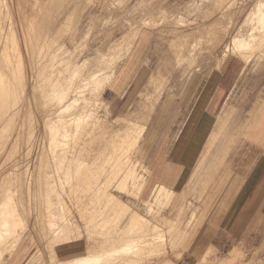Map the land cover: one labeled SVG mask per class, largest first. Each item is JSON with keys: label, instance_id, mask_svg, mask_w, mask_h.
<instances>
[{"label": "rangeland", "instance_id": "rangeland-1", "mask_svg": "<svg viewBox=\"0 0 264 264\" xmlns=\"http://www.w3.org/2000/svg\"><path fill=\"white\" fill-rule=\"evenodd\" d=\"M262 9H264V0H0V78H3L0 80V82L2 81L0 84L3 85H0V104L5 103V107L0 105L3 107L0 108L2 109L0 110V115L2 114L0 116V221L3 224L0 223V235L2 236H0V263L5 261L3 264H53L51 261L49 262L48 255L51 245L46 242L45 226L48 222L58 224V220L50 219V209L54 208V211L68 224L70 231H73L74 234H76L75 232L82 234L81 241L85 249L96 244L107 250V245L104 246L107 239L118 238L122 245L120 250L124 251L121 252L122 254L116 253V255H120L119 257L115 254L109 256L114 257L113 259L116 261L114 264H121L122 260H127L128 264H167V262L181 264L180 257L189 247L188 244L190 243L192 247L197 238H193L192 235L196 217L201 219V222H198L193 229V231L197 230L198 224L201 223L199 226L200 237L198 236L195 246L192 247V249H197L196 256L201 255L208 243H213L220 251L218 257L221 261L223 260L222 264H236L239 261L247 263L251 260L264 264V250L257 255L254 254V249L264 241V236L260 235V232L264 234V200H260L264 196L260 190L237 188L230 194L228 188H221L222 184L226 186L228 183L229 178H227L223 183L214 179L205 189L198 185L189 192H184L182 189L192 172L183 161L172 164L174 173H178L176 175L177 187L171 182L168 183L169 188L173 187L170 191L154 187L158 184L164 186V174L160 172H162L164 164L168 163L172 143L175 142V136L183 126L186 114L193 107L199 90L208 79L213 80L217 77L219 68L223 67L220 65L222 61L226 62L225 67L232 66L228 56H231V40L238 33L245 38L248 34L251 35H249L252 40V42L249 40L250 49L243 54L244 57L247 56L244 64H249L237 80L238 88L231 93L225 105L237 108L238 111L242 110L241 113H244L243 109L247 105L246 90L250 92L252 85H264ZM149 23L156 24V26H148ZM101 52L103 55L106 53L105 58L109 56L111 59L113 55V59H116V61L113 60L115 62L112 61L109 68L108 65L102 68V70L106 68L104 71L109 74L102 70L100 71L102 73H95L98 71L92 62L96 59L97 53ZM252 57L253 59L250 61ZM234 61L237 70L233 73L236 75L241 65ZM112 70L114 71L111 77ZM223 71L225 70L223 69ZM96 74L101 75V78ZM2 75L4 76L2 77ZM77 75H80L81 78ZM169 75L171 76L168 77ZM104 76L106 77L104 78ZM107 76L109 77L107 78ZM4 78L6 79L4 80ZM32 78L35 81L38 80V86ZM82 78L85 82H82ZM93 78L102 79L106 83L99 97L96 98L97 101L88 97L94 89L91 83ZM106 79H108V83ZM233 79L236 78L233 77ZM88 80L89 85L86 83ZM163 80L165 84H162ZM81 82L82 84H80ZM26 85L28 87L25 90ZM66 85L70 88L69 102L64 105L52 102L54 94L66 89ZM199 85L201 87L198 88ZM22 86L25 91L21 88ZM72 86L73 88H71ZM196 90L198 91L196 92ZM74 92L78 93L75 95ZM81 94L86 95L87 98L79 100L78 97ZM154 94H157V97ZM218 94H221V97L219 95L217 110L223 100L222 96L227 93L222 91L219 86ZM1 98L4 102L1 101ZM72 98L78 99L76 105L78 109L70 106ZM157 98L159 99L157 100ZM148 100L153 102L154 112L148 119L144 110V112L142 111L144 115L140 113L142 116L140 115L138 119L141 108L137 112L136 104L138 102L146 104ZM28 107H30L29 110ZM75 110L80 112L78 117H73L74 115L69 117L76 113ZM44 112H48L47 115ZM112 112L113 114H111ZM133 113H138V115L135 114V116ZM5 114L7 117H4ZM42 115L46 116V121ZM133 115L135 119L139 120L137 121L139 124L145 123V130L136 145L137 151H133L136 149L133 148L124 150L125 153L123 151L115 152L113 147L117 145L118 137H123L130 132L127 131V118ZM66 116L71 120L74 119L71 124L69 123L71 120H68ZM84 117L86 118L84 119ZM2 118H6L3 120L5 123ZM51 119L52 121H50ZM65 119L69 126H66ZM43 121L45 123L50 121V124L48 123L50 126L46 125L49 132L53 130L52 133H47L56 140L52 142L51 155L41 152H45V148L47 149L45 147L46 139L50 138L46 133L47 127H44ZM106 122L111 123L105 125ZM118 122L122 126L117 124ZM92 124L94 125L92 126ZM110 124H114V129ZM78 126L79 128H77ZM82 126H86V131L84 128L80 130ZM66 127H70L71 130L70 128L67 130ZM90 129L91 131H89ZM113 131L115 134L111 133L112 139H110V132ZM121 131L127 133L124 132V135ZM61 132L64 134L63 136ZM79 132L80 135L82 133L83 135H78ZM240 138L232 149L234 154L237 151L238 162L240 158H246L244 143ZM76 143L78 149L72 152ZM65 144H70V148ZM63 148L65 151L68 150L69 154H67L68 160L63 165L69 168V175L72 173L75 176H72L75 180L71 182L70 175L69 183L57 179L63 176L62 173L59 174V170L63 167H61L62 162L59 158V155L64 151ZM104 152L106 154H103ZM40 153L47 155L45 163L44 160L41 162L44 156ZM111 153L112 155H110ZM131 153L134 157L131 156ZM111 156L112 158H110ZM107 157L109 161L106 160ZM113 158L116 161L119 160V163ZM69 159L73 161L76 159V163L79 164L73 163ZM82 160L83 164H80ZM67 161H70L71 165L73 163V167L70 162H68L69 165L66 164ZM131 162L137 163L133 165ZM112 163L113 166H111ZM39 164H42V169ZM81 167L83 171L79 175L77 169L81 170ZM86 167L87 169H85ZM105 167L107 170L104 169ZM248 167L250 168L251 165L247 161L243 165L238 163L237 170L242 181L245 178V172L241 170ZM255 168L252 167L254 177L252 179L256 181V179H260V174ZM71 170L76 171L75 175L73 171L70 172ZM50 172L56 181L54 180L52 184L46 186L43 182L48 176L46 174ZM101 173L104 175L107 173L108 178L106 179V176L104 178V175H100ZM84 174L89 178L83 176ZM130 176L132 177L129 178ZM95 179H101L104 183ZM131 179L132 181H130ZM240 179L238 180L240 181ZM76 180H79L77 185L80 183V187L76 186ZM130 182H134L133 186ZM70 184H73L72 188L69 186ZM250 191L254 198L262 203L253 206L251 222L237 220L236 232L238 236L235 244L243 243L245 254L229 259L233 246L232 241L229 240L235 236H224V234L227 233L229 226H232V221H218L215 223L218 229L209 228L207 231L209 236L203 237V240L201 234L206 224H211L209 218L213 213L217 212L220 216L228 210V205L221 204V202H226L224 196H236L239 203L241 202L240 198H243L245 193L248 195ZM169 192L173 193V196L172 194L169 196ZM169 200L171 202L168 205ZM109 207H111V211ZM236 207L237 216H244V205L237 204ZM133 210L136 213L134 221L130 223L129 219ZM45 215L46 217H44ZM180 221L181 224H179ZM42 225L44 226L42 227L43 232ZM249 232L259 236H250ZM41 234H44L43 237ZM145 235L149 236L145 238ZM72 236L74 235L72 234ZM93 237L98 240L95 241L96 239ZM30 238L31 242L28 241ZM16 239H19V242ZM145 242L151 246H146ZM47 244H49V248L45 246ZM141 244L144 245L141 246ZM13 246H15L14 249H12ZM128 249L130 252L128 255L126 254L128 256L126 257L125 253ZM137 249H139L138 252H136ZM131 252L139 254L136 256L133 253L135 257H132L129 256L133 255ZM180 252L181 254H177ZM105 254L103 256H107L109 253ZM256 256L257 259H253ZM112 258L111 260L104 259V263L101 264H106V262L111 264ZM116 258L121 262L119 260L118 262ZM194 260L195 258L188 260L187 263L193 264ZM60 261L64 263L65 260ZM206 262L202 261L203 264Z\"/></svg>", "mask_w": 264, "mask_h": 264}, {"label": "crops", "instance_id": "crops-1", "mask_svg": "<svg viewBox=\"0 0 264 264\" xmlns=\"http://www.w3.org/2000/svg\"><path fill=\"white\" fill-rule=\"evenodd\" d=\"M228 57L235 58V60L238 61L236 57ZM252 59L253 57L250 58V61ZM248 64L249 63L239 64L241 66L236 75L233 73V71L235 72L237 70L236 66L235 68L233 66L225 68L220 67L217 77L213 80L208 79L207 82L204 83L202 89L198 92L193 107L186 114L183 126L175 136V142L172 143L168 163L164 164V168L162 172H160L164 174V186L159 184L160 186L170 191L173 187L169 188L168 183L171 182L177 187L176 175L178 173H174V167L172 164L183 161L187 168L191 169L192 172L188 182L182 189L184 192H189L198 185H201L200 187L205 189L209 182H212L214 179H218L219 183H223L229 178L226 186L225 184H222L221 188H228L230 194H232L234 189L237 188H246L250 190L254 188L260 190L264 196V85H252L250 92L246 90L245 101L247 105L243 109L244 113H241L242 110L238 111L239 109L237 108L225 105L227 104L228 97L231 93L238 88L237 80L245 72V67ZM223 69L225 71H223ZM229 69L231 70L229 71ZM227 70L232 74H229ZM233 77L236 79H233ZM219 86L222 91H226L227 95L222 96L223 100L222 102L220 101L221 105L217 110V104L221 97V94H218ZM199 87H201V85H199L198 88ZM197 91L198 90H196V92ZM224 106L225 108H223ZM239 137L243 140L246 150V158H240V161L238 162L237 151L234 154L232 149L235 143L237 145ZM245 161H247L251 167L241 170L242 172H245V178L242 181L237 169L238 163L239 165H243ZM252 167H256L255 170L260 174V179H256V181L252 179L254 178L252 175ZM238 179H240L241 182ZM224 197L226 202H221V204L228 205V210L220 216L217 212L213 213L209 218L211 224H206V227L201 234V239L203 240L206 236H209L207 235L209 228L218 229L215 225L218 221H232V226H229L227 233L224 234V236H235L233 239L229 240L232 241L233 244L229 258L232 259L236 255L243 256L245 254L243 250L244 244H235L237 243L236 238L238 236L236 232L237 220L251 222L253 220V206L262 202H259V200H256L257 198H254L252 191H250L248 195L245 193V196L240 198L241 202L239 203L237 202L236 196L228 195ZM261 199L264 200V198H260V200ZM237 204L244 205V216L242 217L237 216ZM198 222H201V219L196 217L195 223L197 224ZM196 224H194V227L192 228L193 238L200 237L199 226L201 223L198 224V229L196 228L197 230L193 231ZM261 226L263 227V224ZM252 234L253 233L249 232L250 236H259L257 234ZM260 235L264 236L262 232H260ZM197 238L194 240L192 247L195 246ZM188 246L189 247L186 248V251L181 257V261L183 260L182 262L180 261L181 264H189L187 261L193 260L194 258L195 260L193 264H199L204 259L208 264H222L223 262V260L221 261L218 257V252L220 251L215 247L217 245L213 243H208L204 247L200 256L195 255L197 249H192L190 243ZM254 250L255 255L262 252L264 250V242L259 244ZM206 253L209 254L206 255ZM85 254L86 249L81 240L62 245L56 249L58 260H65L64 262L82 257ZM204 254L206 256H204ZM253 259H257V256L253 257ZM255 261L256 260H251L247 263L239 261L236 264H260Z\"/></svg>", "mask_w": 264, "mask_h": 264}, {"label": "bare ground", "instance_id": "bare-ground-1", "mask_svg": "<svg viewBox=\"0 0 264 264\" xmlns=\"http://www.w3.org/2000/svg\"><path fill=\"white\" fill-rule=\"evenodd\" d=\"M261 14H262V16H261V19H263L264 20V9H262L261 10ZM150 19V18H149ZM151 21V20H150ZM144 25H145V23H144ZM148 26H156V24H152V23H149L148 24ZM250 31H252V30H250ZM249 32V31H248ZM254 33H255V30H254ZM239 34V33H238ZM237 34V36L235 37H233V39L231 40V46H232V50H231V56H233V57H236L237 59H238V61L237 60H235L234 61V59L235 58H229L230 60H229V62L232 64V66L235 68V63H233V61L234 62H236L237 61V63H239V64H241V62H243V63H246L245 62V59H247L246 57H244V52H246L248 49H250V41L252 42V40H250V34H248V36L245 38V37H243L242 35H238ZM253 34V33H252ZM250 35V36H249ZM253 39V38H252ZM250 40V41H249ZM252 44V43H251ZM60 48L61 49H63L62 48V46H60ZM15 51V50H14ZM106 53L108 52V51H105ZM104 52V53H105ZM106 53L103 55V53L101 52V53H97V55H96V59H94V62H92L93 64H94V66L97 68V71L98 72H95V73H99L101 70H102V68H104V67H106L107 65H108V68H109V66L111 65V63H113V62H115L116 61V59H113V55H112V58L110 59L109 58V56H108V58H105L106 56ZM18 55V54H17ZM109 55H111V54H109ZM115 55V54H114ZM31 56V55H30ZM17 57V56H16ZM31 58V57H30ZM17 59V58H16ZM163 59V58H162ZM85 60H87V59H85ZM113 60H115V61H113ZM29 61V60H28ZM30 61H31V59H30ZM84 61V60H83ZM113 61V62H112ZM159 61H163V60H159ZM247 61V60H246ZM248 62V61H247ZM91 64V63H90ZM92 64V65H93ZM4 65V64H3ZM86 65H88V63H86ZM85 65V66H86ZM113 65V64H112ZM115 65V64H114ZM117 65V64H116ZM220 65H223V67H225L226 66V62H224V61H222L221 62V64ZM32 66V65H31ZM161 66V65H160ZM162 66L164 67V64H162ZM32 67H34V66H32ZM31 67V68H32ZM93 67V66H92ZM113 67V66H112ZM23 68V67H22ZM157 68V67H156ZM0 69H1V67H0ZM106 69V68H105ZM105 69H103L102 71H104ZM112 69H114V68H112ZM108 70V69H107ZM119 70V69H118ZM3 71V70H2ZM23 71V70H22ZM113 71L114 70H112V75H111V77L113 76ZM159 71V70H158ZM105 72V71H104ZM160 72V71H159ZM21 73V72H20ZM20 73H19V75H20ZM33 73V72H32ZM94 73V74H95ZM100 73H102V72H100ZM106 73V72H105ZM152 73V72H151ZM1 74V73H0ZM104 74V73H103ZM102 74V75H103ZM106 74H109L108 72L106 73ZM157 74V73H156ZM22 75H23V73H22ZM96 75H98V74H96ZM4 75H2V77H3ZM78 77H80L81 78V76L80 75H77ZM94 76V75H93ZM92 76V77H93ZM99 76V75H98ZM101 76V75H100ZM99 76V77H100ZM110 76V75H109ZM109 76H107V78L109 77ZM150 76V75H149ZM171 75H169L168 77H170ZM5 77H6V75H5ZM27 77V76H26ZM32 77V76H31ZM78 77H77V79H78ZM99 77H97V78H99ZM103 77V76H102ZM106 76H104V78H105ZM110 77V78H111ZM160 77V76H159ZM158 77V78H159ZM24 78V77H23ZM29 78V77H28ZM95 78V77H94ZM93 78V81L91 82L92 84H93V86H94V89L91 91V93H89V99H93V100H96V98H98L99 97V95H100V93L102 92V90H103V86L104 85H106V83H105V81L104 80H102V79H94ZM101 78V77H100ZM149 78H151V77H149ZM155 78V77H154ZM3 79V78H2ZM1 78H0V80H2ZM6 78H4V80H5ZM33 79V78H32ZM83 79V78H82ZM81 79V80H82ZM86 79V78H85ZM91 79V78H90ZM89 79V80H90ZM152 79V78H151ZM160 79V78H159ZM3 80V81H4ZM22 80H24V79H22ZM34 80V79H33ZM78 80H80V79H78ZM87 80V79H86ZM89 80L88 81H86V83L87 82H89ZM107 81V83H108V79H106ZM111 80V79H110ZM113 80V79H112ZM155 80V79H154ZM153 80V81H154ZM168 80V79H167ZM26 81V80H25ZM31 81V80H30ZM152 81V82H153ZM159 80H157V83H159L158 82ZM161 81V80H160ZM2 82V81H1ZM0 82V83H1ZM22 82V81H21ZM27 82H28V80H27ZM34 82H36V85L38 86V80H34ZM38 82V83H37ZM82 82H85V80L83 79L82 80ZM82 82L80 83V84H82ZM112 82V81H111ZM149 83H151V82H149ZM23 84H25L24 82H23ZM28 84V83H27ZM88 85H89V83H87ZM156 84V83H155ZM155 84H153V85H155ZM162 84H165L164 83V80H163V82H162ZM161 84V85H162ZM0 85H2V84H0ZM22 85V84H21ZM79 85V84H78ZM3 86V85H2ZM35 86V85H34ZM37 86H35V87H37ZM77 86V85H76ZM81 86V85H80ZM85 86H86V84H85ZM84 86V87H85ZM148 86H149V84H148ZM28 86L26 85V87L24 88L23 86L21 87L22 89L24 88L25 90H26V88H27ZM35 87H33L34 89H35ZM70 87V86H69ZM79 87V86H78ZM154 87H156V86H154ZM154 87H153V89H154ZM159 87V89H160V86H158ZM29 88H30V86H29ZM71 88H73V86L71 87ZM81 88H83V87H81ZM80 88V89H81ZM152 88V87H151ZM150 88V89H151ZM157 88V87H156ZM165 88V87H164ZM163 88V89H164ZM23 89V90H24ZM80 89H78V91L80 90ZM85 89V88H84ZM148 89V88H147ZM161 89H162V87H161ZM24 90V91H25ZM72 90V89H71ZM156 90V89H155ZM81 91V90H80ZM146 91V90H145ZM148 91V90H147ZM162 91V90H161ZM84 92H85V90H84ZM83 92V93H84ZM152 92V91H151ZM156 92V91H155ZM164 92V91H163ZM23 93V92H22ZM32 93H33V91H32ZM70 93V88H68L67 87V85H66V89H63V90H60V93H58V94H54V97H53V99L51 100L52 102H55L56 104L58 103H62L63 105L66 103V102H69V94ZM75 93V92H74ZM78 92H76L75 93V95L77 94ZM86 93V92H85ZM156 93H158V92H156ZM160 93V92H159ZM145 94H146V92H145ZM149 94V93H148ZM152 94V93H151ZM24 95V94H23ZM33 95V94H32ZM73 95V94H72ZM74 95V96H75ZM84 95V94H83ZM82 94H81V96L80 97H78V99L79 100H85L87 97H86V95H84L83 96ZM138 95V94H137ZM155 95V94H154ZM153 95V97H155ZM73 96V97H74ZM77 96H79V95H77ZM76 96V97H77ZM149 96V95H148ZM151 96V95H150ZM34 97V96H33ZM139 97H140V95H139ZM143 97V96H142ZM152 97V98H153ZM157 97V96H156ZM141 98V97H140ZM145 98V97H144ZM147 98V97H146ZM151 98V97H150ZM149 98V99H150ZM26 99V98H25ZM73 100L71 101V104H70V106H72L74 109L76 108V105L78 104V99H75V98H72ZM159 98H157V100H158ZM142 100H144V99H142ZM151 100V99H150ZM157 100H154V101H157ZM1 101L2 102H4L3 101V99L1 98ZM97 101V100H96ZM23 102V101H22ZM26 102V101H25ZM64 102V103H63ZM147 102V101H146ZM5 104V103H4ZM4 104L2 103V105H3V107H5L4 106ZM28 104H29V102H28ZM55 104V105H56ZM61 104V105H62ZM1 105V104H0ZM1 105V106H2ZM30 105V104H29ZM53 105V104H52ZM0 106V108H3V107H1ZM57 106H59V105H57ZM143 106V107H142ZM25 107V106H24ZM47 107V106H46ZM54 107V106H53ZM29 108L30 107H28V110H29ZM62 108V107H61ZM61 108H59V109H61ZM135 108H136V111L137 112H139V110H140V108H141V112H139V116H138V119H139V117H140V113H142V111L144 112V110H145V114H146V116H147V118L149 119L150 117H151V115H152V113L154 112V110H153V108H154V104H153V102L151 101V102H149V100H148V102L146 103V104H143V102L142 103H140V102H138L137 104H136V106H135ZM57 109H58V107H57ZM76 109H78V107L76 108ZM155 109V108H154ZM0 110H2V109H0ZM6 110V109H5ZM46 110V109H45ZM48 110V109H47ZM8 111V110H7ZM56 111V110H55ZM76 111V110H75ZM81 111V110H80ZM128 111V110H127ZM19 112V111H18ZM49 112V111H48ZM48 112H46V113H48ZM56 112H58V111H56ZM3 113V112H2ZM8 113V112H7ZM20 113V112H19ZM45 113V112H44ZM45 113V114H46ZM60 114H62L61 112H59ZM80 112L77 110L76 111V113H74V114H72V115H70L69 117H71V116H73V117H78V114H79ZM81 113H82V111H81ZM4 114V113H3ZM44 114V115H45ZM56 114V113H55ZM85 114V113H84ZM83 114V115H84ZM111 114H113V112L111 113ZM127 114V113H126ZM134 114V113H133ZM136 115H138V113H135ZM134 114V115H135ZM143 114V113H142ZM6 116H4V117H7V114H5ZM13 115V114H12ZM30 115V114H29ZM44 115H42L43 116V119L46 121V119H45V117H44ZM47 115V114H46ZM49 115V117H51V115L50 114H48ZM132 116V117H129V118H127V121H128V129H127V131L129 132L128 134H126L125 135V133L124 132H126V131H124V132H122V134L124 133V135L125 136H123V137H118V133L116 134L117 135V137H118V141L116 142V144L117 145H115L114 147H113V143L111 144V146L113 147V149H114V151L115 152H120V151H123V153H125V151L124 150H126V149H130V150H132L133 148H136V149H134L133 151H137V146L136 145H138L137 143H138V141L140 140V138H141V136H142V134H143V132H144V130H145V123H143V124H139V122H137V121H139L137 118L135 119V116ZM144 115V114H143ZM0 116H2V114L0 115ZM80 117H81V115H79ZM86 116V115H85ZM142 116V115H141ZM12 117V116H11ZM10 117V118H11ZM16 117V116H15ZM19 117V116H18ZM49 117H47L48 119H49ZM54 116L52 115V118H53ZM61 117H62V115H61ZM64 117V116H63ZM73 117H72V119H73ZM83 117V116H82ZM89 117V116H88ZM109 117V116H108ZM9 118V117H8ZM59 118V117H58ZM65 118V117H64ZM64 118H62V119H64ZM66 118H67V116H66ZM86 117H84V119H85ZM1 119V118H0ZM4 119H6V118H4ZM3 118H2V121L4 120ZM47 119V120H48ZM68 120H71V119H69V118H67ZM67 119H65V123L67 122ZM83 119V118H82ZM89 120H90V118H88ZM121 119V118H120ZM147 119V120H148ZM8 120H10V119H8ZM18 120V119H17ZM74 120V119H73ZM73 120H71V122L69 121V123L71 124L72 123V121ZM76 120H78V119H76ZM79 120H80V118H79ZM87 120V119H86ZM85 120V121H86ZM88 120V121H89ZM93 120V119H92ZM98 120V119H97ZM122 120V119H121ZM20 121V120H19ZM45 121H43L44 123H45ZM50 121H52V119L50 120ZM49 121V122H50ZM85 121H84V123H85ZM94 121V120H93ZM126 121V120H125ZM144 121V120H143ZM4 123H5V121H3ZM49 122H46L45 123V125L46 124H48ZM82 122V121H81ZM81 122H78V123H81ZM92 122V121H91ZM90 122V123H91ZM96 122V121H95ZM101 122V124H102V121H100ZM112 122V121H111ZM111 122H108V123H111ZM114 122V121H113ZM116 122H117V120H116ZM116 122H114V123H116ZM124 122V121H123ZM1 123V122H0ZM6 123H7V120H6ZM44 123H42V124H44ZM55 123V122H54ZM61 123H63V122H61ZM64 123V124H65ZM68 123V122H67ZM66 123V124H67ZM74 123H75V121H74ZM77 123V122H76ZM84 123H82V124H84ZM108 123L106 122V124L105 125H108ZM122 123V122H121ZM32 124H33V122H32ZM50 124V123H49ZM48 124V125H49ZM97 124H99V123H97ZM117 124H119L120 125V123L118 122ZM116 124V125H117ZM126 124V123H125ZM44 125V127H47V130H46V133L47 132H49L48 131V126L46 125L45 126ZM74 125V124H73ZM86 125V124H85ZM94 124H92V126H93ZM100 125V124H99ZM111 125V124H110ZM109 125V126H110ZM114 125V124H113ZM113 125H111L112 126V129H114L113 128ZM3 126V125H2ZM50 126V125H49ZM52 126H53V124H52ZM51 126V127H52ZM66 126H69L68 124L66 125ZM79 126H81V125H79ZM79 126L77 127V128H79ZM89 125H87V127H88ZM103 126V125H102ZM120 126H122V125H120ZM126 126H127V124H126ZM57 127V126H56ZM58 127H59V125H58ZM71 127V126H70ZM70 127H68V128H70ZM85 127L86 126H82L81 128H80V130L82 129V128H84V130L86 131V129H85ZM90 127V126H89ZM101 127V126H100ZM105 127H107V126H105ZM104 127V128H105ZM5 128V127H4ZM3 128V129H4ZM30 128V127H29ZM65 128V127H64ZM68 128L66 127V129L68 130ZM72 128V127H71ZM71 128H70V130H71ZM75 128V127H74ZM77 128H76V130H77ZM95 128V127H94ZM98 128V127H97ZM126 128V127H125ZM2 129V130H3ZM62 129V128H61ZM102 129V128H101ZM109 128H107V130H108ZM111 129V130H112ZM117 129V128H116ZM123 129H124V127H123ZM35 130V129H34ZM53 130V129H52ZM51 130V131H52ZM57 130V132H58V128L56 129ZM59 130H60V127H59ZM63 130V129H62ZM72 130H74L73 128H72ZM79 130V131H80ZM103 130V129H102ZM105 130V129H104ZM107 130H105V131H107ZM110 130V131H111ZM120 130H122V128L120 127ZM124 130H126V129H124ZM22 131H23V129H22ZM42 131H44V130H42ZM49 132V133H52V132ZM65 131V130H64ZM78 131V130H77ZM89 131H91V129L89 130ZM93 131H95L96 132V130H93ZM109 131V130H108ZM2 132V131H1ZM66 132H68V131H66ZM73 132V131H72ZM115 131H113V132H110V136H109V138L111 137V133L112 134H115L114 133ZM45 133V134H46ZM60 133V132H59ZM65 133V132H64ZM74 133H76V132H74ZM127 133V132H126ZM1 134V133H0ZM42 134H43V132H42ZM48 134V133H47ZM54 134V133H53ZM61 134H62V132H61ZM68 134H69V132H68ZM78 134V133H77ZM76 134V135H77ZM88 134V133H87ZM93 134V133H92ZM119 134H120V131H119ZM121 134V135H122ZM34 135V134H33ZM51 135V134H50ZM60 135V134H59ZM64 134H62V136H63ZM78 135H80V132H79V134ZM77 135V136H78ZM81 135H83V133L81 134ZM80 135V136H81ZM86 135V134H85ZM89 135H91V134H89ZM104 135V134H103ZM106 135V134H105ZM1 136V135H0ZM48 136H49V134H48ZM53 136V135H52ZM58 136V135H57ZM67 136H70V135H67ZM67 136H64V137H67ZM71 136H74V135H71ZM112 136H114V135H112ZM42 137V136H41ZM45 137V136H44ZM47 137V136H46ZM50 138H48V139H46L47 140V145L45 146V147H47V149L45 148V152L44 151H41L42 153H45V154H49V155H51L50 153H51V149H52V142H53V140H55V139H53L51 136H49ZM54 137V136H53ZM76 137V136H75ZM75 137H72V138H75ZM100 137V136H99ZM33 138V137H32ZM60 138V137H59ZM62 138V137H61ZM70 138V137H69ZM71 138V139H72ZM89 138V137H88ZM108 138V137H107ZM58 139V138H57ZM78 139V138H77ZM84 139H86V138H84ZM96 139V138H95ZM110 139H112V137L110 138ZM109 139V140H110ZM45 140V139H44ZM61 140V139H60ZM64 140H65V138H64ZM105 140V139H104ZM108 140V141H109ZM43 141V140H42ZM56 141V140H55ZM63 141V140H62ZM66 141V140H65ZM71 141V140H70ZM77 141V140H76ZM30 142V141H29ZM64 142V141H63ZM68 142H69V139H68ZM79 142V141H78ZM77 142V143H78ZM80 142H81V140H80ZM92 142V141H91ZM104 142H106V141H104ZM112 142V141H111ZM115 142V141H114ZM58 143V142H57ZM56 143V144H57ZM66 143V142H65ZM77 143L74 145V148H73V146H72V152H75L77 149H78V145H77ZM110 143V142H109ZM30 144V143H29ZM55 144V146H57ZM63 144V143H62ZM61 144V145H62ZM73 144V143H72ZM79 144V143H78ZM86 144V143H85ZM84 144V145H85ZM45 145V144H44ZM43 145V146H44ZM65 145H67V144H65ZM90 145V144H89ZM98 145V144H97ZM105 145V144H104ZM109 145V144H108ZM4 146V145H3ZM2 146V147H3ZM30 146V145H29ZM60 146V145H59ZM68 147L70 146V144L69 145H67ZM80 146V145H79ZM86 146H88V145H86ZM100 146V145H99ZM110 146V147H111ZM136 146V147H135ZM67 147V148H68ZM97 147V146H96ZM43 148V147H42ZM55 148H57V147H55ZM59 148V147H58ZM70 148V147H69ZM68 148V149H69ZM83 148H84V146H83ZM88 148V147H87ZM109 148V147H108ZM108 148H107V150H108ZM59 149H62V148H59ZM64 149V148H63ZM31 150V149H30ZM74 150V151H73ZM83 151H84V149H82ZM105 150V149H104ZM110 150H112V149H110ZM57 151H58V149H57ZM79 151H80V149H79ZM78 151V152H79ZM113 150H112V152H114ZM68 152V150H66L65 151V149H64V151L61 153V151H60V155H61V157H60V155H59V158H61V162H62V165H61V169L59 170V174L60 173H62V175L63 176H61L60 178H57V179H59L60 181L61 180H63L64 182H66V183H69V181H70V175H71V178H72V173L69 175V168L68 167H65L64 165H63V163L64 162H66V160H68V158H67V153ZM69 152H71V151H69ZM42 153H40V154H42ZM45 154H42L43 156H41V157H43L42 159H41V162L43 161L44 163H45V160H46V157H47V155H45ZM74 154V153H73ZM78 154V153H77ZM88 154H89V152H88ZM96 154V153H95ZM100 154V153H99ZM103 154H106L105 152L103 153ZM109 154V153H108ZM117 155H118V153H116ZM119 154H121V153H119ZM69 155V154H68ZM71 155H72V153H71ZM110 155H112V153L110 154ZM116 155V156H117ZM134 155V154H133ZM73 156V155H72ZM71 156V157H72ZM77 156V155H76ZM102 156V155H101ZM100 156V157H101ZM113 156H114V153H113ZM131 156H132V153H131ZM136 156V155H135ZM40 157V156H39ZM52 157V156H51ZM54 157V156H53ZM52 157V158H53ZM109 157V156H108ZM108 157H107V159L106 160H108ZM132 157H134V156H132ZM73 158V157H72ZM96 158V157H95ZM110 158H112V156L110 157ZM114 158H115V156H114ZM113 158V160H115ZM130 158V157H129ZM77 159V158H76ZM76 159H74V161L76 160ZM134 159V158H133ZM53 160H55V159H53ZM57 160V159H56ZM63 160H65V161H63ZM69 160H72V159H69ZM132 160V159H131ZM51 161V160H50ZM73 161V160H72ZM73 161V163H76V161L74 162ZM105 161V160H104ZM109 161V160H108ZM107 161V162H108ZM112 161V160H111ZM116 161V160H115ZM134 161V160H133ZM136 161V160H135ZM38 162V161H37ZM41 162H39V163H41ZM54 163H55V161H53ZM57 162H58V160H57ZM68 162H70V161H67V163L66 164H68ZM116 162H118L119 163V160L118 161H116ZM130 162V161H129ZM73 163H72V165H73ZM91 163V162H90ZM99 163V162H98ZM101 163V162H100ZM109 163V162H108ZM132 163V162H131ZM135 163H137V162H135ZM135 163H132L133 165H135ZM37 164V163H36ZM76 164H79V163H76ZM80 164H83V160H82V162H80ZM84 164H86L85 162H84ZM95 164V163H94ZM97 164V163H96ZM95 164V165H96ZM40 165V164H39ZM46 165V164H45ZM44 165V166H45ZM47 165H48V163H47ZM49 165H50V162H49ZM58 165H59V163H58ZM69 165V164H68ZM70 165H71V162H70ZM71 165V166H72ZM94 165V166H95ZM101 165V164H100ZM99 165V166H100ZM108 165V164H107ZM114 164L112 163V165L111 166H113ZM137 165V164H136ZM40 166H42V164L40 165ZM55 166H57L56 164H55ZM78 167H79V165H77ZM76 166V167H77ZM82 166H84V165H82ZM87 166V165H86ZM92 166V165H91ZM116 166H118V165H116ZM115 166V167H116ZM26 167H28V166H26ZM39 167V166H38ZM60 167V166H59ZM73 167V166H72ZM71 167V168H72ZM109 167V166H108ZM134 167V166H133ZM29 168V167H28ZM27 168V169H28ZM43 168V166L40 168V169H42ZM96 168V167H95ZM102 168H103V166H102ZM111 168V167H110ZM109 168V169H110ZM76 169V168H75ZM85 169H87V167L85 168ZM93 169V168H92ZM100 169H101V166H100ZM104 169H106V167L104 168ZM37 170V169H36ZM35 170V171H36ZM39 170V169H38ZM79 172V175H81V173L80 172H82L83 170H82V167H81V170H79V169H77ZM107 170V169H106ZM105 170V171H106ZM112 170V169H111ZM26 171V170H25ZM73 170H71L70 172H72ZM33 172V171H32ZM31 172V173H32ZM74 172H76V171H73V174H74ZM89 172H90V170H89ZM92 172V171H91ZM102 172V171H101ZM104 172V171H103ZM107 172V171H106ZM133 172V171H132ZM30 173V174H31ZM95 173V172H94ZM93 173V174H94ZM111 173V172H110ZM83 174V173H82ZM107 174V173H106ZM106 174L104 175V174H100V175H104V178H105V176H106ZM112 174V173H111ZM46 175H48V176H46V181L45 182H43V184H45L46 186H48V185H50V184H52L53 183V181L55 180L56 181V179H54V175L50 172L49 174H46ZM75 175V174H74ZM89 175H91V174H89ZM96 175V174H95ZM108 175V174H107ZM132 175H133V173H132ZM45 176V175H44ZM56 176V175H55ZM78 176V175H77ZM83 176H87V175H83ZM93 176V175H92ZM134 176V175H133ZM73 177H75V176H73ZM88 177V176H87ZM132 176H130L129 178H131ZM42 178V177H41ZM89 178V177H88ZM87 178V179H88ZM91 178V177H90ZM95 178V177H94ZM93 178V179H94ZM97 178H98V176H97ZM99 178H102L101 176H99ZM108 177L106 176V179H107ZM137 178V177H136ZM77 179V178H76ZM81 179V178H80ZM73 180H75V179H73L72 178V180H71V182L73 181ZM91 180V179H90ZM95 180H100V182H102L101 181V179H95ZM128 181H129V179H127ZM139 180V179H138ZM79 180H76V186L77 187H80L79 186V184L77 185V182H78ZM87 181H89V179L87 180ZM104 181V180H103ZM110 181V180H109ZM130 181H132V179L130 180ZM21 182V181H20ZM70 182V183H71ZM75 182V181H74ZM83 182H85V181H83ZM91 182V181H90ZM98 182V181H97ZM111 182V181H110ZM135 182V181H134ZM134 182H130L131 183V185L133 186V184L132 183H134ZM102 183H104V182H102ZM107 183H109V182H107ZM42 183H40V185H41ZM65 184V183H64ZM74 184V185H75ZM83 184V183H82ZM95 184H96V182H95ZM99 184V183H98ZM97 184V185H98ZM138 184H139V182H138ZM45 185L43 186V185H41V186H43V187H45ZM73 186V184H70L69 186L72 188V186ZM81 185V184H80ZM90 185V184H89ZM89 185H88V187H89ZM93 185V184H92ZM100 185V184H99ZM102 185V184H101ZM135 185V184H134ZM107 186V185H106ZM109 186H110V184H109ZM142 186V185H141ZM75 187V186H74ZM93 187V186H92ZM136 187V186H135ZM139 187H140V185H139ZM155 188H158V187H161V188H163L162 186H160L159 184L158 185H155L154 186ZM68 189H69V187H67ZM76 188V187H75ZM87 188V187H86ZM91 188V187H90ZM95 188H96V186H95ZM101 188V187H100ZM137 188V187H136ZM109 189V188H108ZM165 189V188H164ZM163 189V190H164ZM139 191V190H138ZM164 191H167V190H164ZM171 194H172V196H173V193H170L169 192V196H171ZM181 195V194H180ZM170 198H172V197H170ZM169 199V198H168ZM171 200V199H170ZM169 200V202H168V205H169V203L171 202ZM110 201V200H109ZM106 202V201H105ZM177 202V201H176ZM107 203V202H106ZM108 204V203H107ZM110 204V203H109ZM178 204V203H177ZM112 205V204H111ZM168 205H166L167 207H168ZM61 206V205H60ZM98 206V205H97ZM177 206V205H176ZM96 207V206H95ZM104 208V207H103ZM106 208V207H105ZM108 208V207H107ZM110 209V211H111V207H109ZM189 208V207H188ZM97 209V208H96ZM172 209H173V206H172V208H171V211H172ZM181 209H183V208H181ZM48 210V209H47ZM46 210V211H47ZM51 210V214H50V219L52 218V219H55V220H58L59 222H58V224H56V223H54V224H51V223H47L46 224V226H45V230H46V234H45V237H46V239H47V243H49L51 246H50V248H49V244H47V245H45V246H47V248H49V255H48V257H49V262L51 261L53 264H101V263H104V259L106 260L107 258L109 259V260H111V258L112 257H109V256H112L113 254H115L116 255V253L117 252H119V253H121L122 251H124V250H120V248L122 247V245H121V241L118 239V238H113V239H107V241L104 243V246L105 245H107V250H105V248L104 247H102V246H99V245H96V244H94V243H92V244H94V245H92V246H90L88 249H86V254L84 255V256H82V257H79V258H75V259H71V260H69V261H66V262H58L59 260H58V257H57V255H56V249L58 248V247H60V246H62V245H65V244H68V243H71V242H75V241H79V240H81L82 239V234H80L79 232H75L76 234H74L73 233V231H70L69 230V226H68V224L67 223H65V221L62 219V217L61 216H59L58 215V213H56L55 211H54V208H52V209H50ZM49 210V211H50ZM106 210V209H105ZM108 210V209H107ZM108 210V211H109ZM59 211V210H58ZM94 211V210H93ZM183 211V210H182ZM85 212V211H84ZM46 213V212H45ZM135 213L136 212H134V210L132 211V215H131V218L129 219L130 220V223L132 222V221H134V216H135ZM182 213V212H181ZM86 214H87V212H86ZM107 214H108V212H107ZM106 214V215H107ZM184 214V213H183ZM193 214H194V212H193ZM46 215H48V214H46ZM46 215L44 216V217H46ZM83 215V214H82ZM181 215V214H180ZM195 215V214H194ZM40 216V215H39ZM43 217V218H44ZM179 217V216H178ZM194 217V216H193ZM192 217V218H193ZM41 218H42V214H41ZM105 218V217H104ZM107 218V217H106ZM180 218V217H179ZM189 218V217H188ZM48 219H49V217H48ZM85 219H86V217H85ZM42 220V219H41ZM40 220V221H41ZM191 220V219H190ZM190 220H189V224H190ZM39 221V222H40ZM43 221V220H42ZM42 221H41V223H42ZM48 221V220H47ZM0 223H1V221H0ZM2 224V223H1ZM44 224V223H43ZM179 224H181V221H180V223ZM3 225V224H2ZM42 227H44L43 225L41 226V229H42ZM94 227V226H93ZM92 227V228H93ZM97 227V226H96ZM100 227V226H99ZM156 227V226H155ZM38 228V227H37ZM40 228V227H39ZM95 228V227H94ZM40 229V230H41ZM42 232H43V229H42ZM45 232V231H44ZM44 234H41V236L42 235H44ZM72 234L74 235V236H72ZM1 236V235H0ZM39 236H40V234H39ZM149 236V235H148ZM147 235H145V238L146 237H148ZM2 237V236H1ZM43 237V236H42ZM45 237H44V239H45ZM19 238V237H18ZM88 238H90V237H88ZM94 238V237H93ZM2 239V238H1ZM94 239H96V238H94ZM93 239V240H94ZM3 240V239H2ZM5 240V239H4ZM18 240V241H17ZM98 240V238L95 240V241H97ZM100 240V239H99ZM14 241V240H13ZM16 241L17 242H19V239H16ZM28 241H30L31 242V238H30V240H28ZM27 241V242H28ZM94 241V242H95ZM1 242V241H0ZM33 242V241H32ZM99 242H101V241H99ZM264 242V241H263ZM14 243H15V241H14ZM42 243H43V241H42ZM96 243V242H95ZM103 243V242H102ZM146 243V242H145ZM32 244V243H31ZM45 244V243H44ZM99 244H101V243H99ZM0 245H1V243H0ZM16 245V244H15ZM144 245V244H143ZM142 244H141V246H143ZM11 246V245H10ZM116 246V247H115ZM138 246H140V245H138ZM146 246H151L149 243H148V245H147V243H146ZM3 247V246H2ZM14 247L15 246H13V248L12 247H10V248H12V249H14ZM136 248H137V246H135ZM134 247V248H135ZM5 248H6V246H5ZM46 248V249H47ZM241 248V247H240ZM11 249V251H13ZM27 249V248H26ZM118 249H119V251H118ZM141 249V248H140ZM209 249H210V247H209ZM257 249H259V248H257ZM0 250H1V248H0ZM8 250V249H7ZM25 250V249H24ZM105 250V251H104ZM138 250L139 249H137V251L136 252H138ZM143 251H144V248L142 249ZM185 250V249H184ZM5 251V250H4ZM133 251V250H132ZM135 251V250H134ZM181 251H183V250H181ZM6 252V251H5ZM48 252V251H47ZM128 252H130V250L128 249L127 250V252L125 253V255L127 254H129ZM141 252V251H140ZM11 253V252H10ZM105 253H109L107 256H103ZM118 253V254H119ZM132 253V252H131ZM133 253H135V252H133ZM132 253V254H133ZM183 253V252H182ZM210 253V252H209ZM208 253V254H209ZM1 254V253H0ZM40 254V253H39ZM122 254V253H121ZM123 254H124V252H123ZM136 254H139V253H135V255ZM177 254H181V252L180 253H177ZM207 253H206V255H208ZM4 255H5V253H4ZM9 255V254H8ZM35 255H36V253H35ZM106 255V254H105ZM114 255V256H115ZM126 255V257H128ZM135 255L133 254V255H129V256H132V257H135ZM176 255V254H175ZM205 254H204V256H206ZM37 256V255H36ZM41 256V255H40ZM117 257H119L118 255H116ZM136 256H138V255H136ZM214 256V255H213ZM212 256V257H213ZM10 258V257H9ZM8 258V259H9ZM38 258H39V256H38ZM114 258V257H113ZM112 258V261L113 262H111L110 261V263L111 264H114V262L116 263V261H115V259H113ZM181 258V257H180ZM1 259H2V257H1ZM7 259V258H6ZM41 259V258H40ZM177 259V258H176ZM204 259V258H203ZM108 260V261H109ZM116 260L118 261H120V259H117L116 258ZM205 260V259H204ZM3 261V260H2ZM118 261V262H119ZM183 261V260H182ZM181 261V262H182ZM1 262V261H0ZM3 262H5V261H3ZM3 262H2V264H3ZM30 262V261H29ZM121 262V261H120ZM122 262L123 263H121V264H128V263H126L127 262V260H122ZM108 262H106V264H107ZM1 264V263H0ZM120 264V263H119ZM148 264V263H147ZM151 264V263H150ZM167 264H172V263H168L167 262ZM199 264H203L202 262L201 263H199ZM206 264H208L207 262H206Z\"/></svg>", "mask_w": 264, "mask_h": 264}]
</instances>
